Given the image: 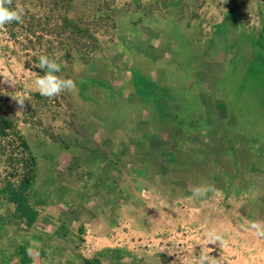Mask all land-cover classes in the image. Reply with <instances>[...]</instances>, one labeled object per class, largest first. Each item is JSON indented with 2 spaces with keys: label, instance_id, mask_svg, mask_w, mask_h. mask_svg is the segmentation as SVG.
Instances as JSON below:
<instances>
[{
  "label": "rangeland",
  "instance_id": "374dc122",
  "mask_svg": "<svg viewBox=\"0 0 264 264\" xmlns=\"http://www.w3.org/2000/svg\"><path fill=\"white\" fill-rule=\"evenodd\" d=\"M107 9L112 26L99 33L101 50L90 62L75 53L49 57L77 84L54 98L32 87L34 74L43 75L40 49L25 54L0 30V114L16 121L40 167L49 150L75 151L78 162L101 170L122 165L123 140L138 128L164 136L160 148H202L194 119L204 100L211 128L225 135L226 165L238 159V136L264 134V0H114ZM214 198L228 208L225 191ZM144 243L139 249L150 250Z\"/></svg>",
  "mask_w": 264,
  "mask_h": 264
},
{
  "label": "crops",
  "instance_id": "0c3cea01",
  "mask_svg": "<svg viewBox=\"0 0 264 264\" xmlns=\"http://www.w3.org/2000/svg\"><path fill=\"white\" fill-rule=\"evenodd\" d=\"M210 109L204 100L194 119L202 148H160L164 136L138 128L123 140L122 165L101 170L78 162L75 151H47L27 193L38 211L32 227L14 219L13 205L0 197V264H197L205 247L215 264H264V239L245 223L264 220V134L238 136L235 153L241 150L228 166L225 135L211 128ZM194 186L209 188L207 198L187 199ZM222 190L227 209L214 198ZM211 228L225 244L205 245ZM139 240H150V250L139 249Z\"/></svg>",
  "mask_w": 264,
  "mask_h": 264
},
{
  "label": "trees",
  "instance_id": "16d2710c",
  "mask_svg": "<svg viewBox=\"0 0 264 264\" xmlns=\"http://www.w3.org/2000/svg\"><path fill=\"white\" fill-rule=\"evenodd\" d=\"M114 0H12L23 9L20 22L0 29L18 41L25 51L47 52L55 58L75 53L88 63L101 50L99 33L112 26L107 7ZM44 35L45 38L44 39ZM47 36L50 39H47ZM37 38L44 40L35 42ZM36 43V46H35ZM0 197L13 205L12 217L26 227L38 220V211L27 201V193L37 174V158L16 121L0 114Z\"/></svg>",
  "mask_w": 264,
  "mask_h": 264
},
{
  "label": "clouds",
  "instance_id": "9594fccd",
  "mask_svg": "<svg viewBox=\"0 0 264 264\" xmlns=\"http://www.w3.org/2000/svg\"><path fill=\"white\" fill-rule=\"evenodd\" d=\"M23 15V9L13 8L12 0H0V29L5 25L13 22H20ZM38 66L43 70V75L39 73L34 74L35 79L32 81L34 91L38 92L42 97L54 98L61 93L73 92L77 88L76 82L71 78H63L58 75L61 72V63L55 59H50L47 55H40L38 57ZM17 104L22 109L25 99H15ZM209 188L202 186H194L191 189V195L187 197L189 200L206 199ZM249 231L253 232L258 239H264V220H246ZM205 245L209 244H225L223 236L216 228L209 229L205 234ZM200 255L197 264H215L216 259L212 258L209 253L210 248Z\"/></svg>",
  "mask_w": 264,
  "mask_h": 264
},
{
  "label": "built area",
  "instance_id": "2783aa9c",
  "mask_svg": "<svg viewBox=\"0 0 264 264\" xmlns=\"http://www.w3.org/2000/svg\"><path fill=\"white\" fill-rule=\"evenodd\" d=\"M133 242H135V241H133ZM144 242H147V241H144ZM144 242L142 243V242L139 240V241L136 242V244H137L138 247H140V246H144V245H146V243H144ZM142 244H144V245H142Z\"/></svg>",
  "mask_w": 264,
  "mask_h": 264
}]
</instances>
